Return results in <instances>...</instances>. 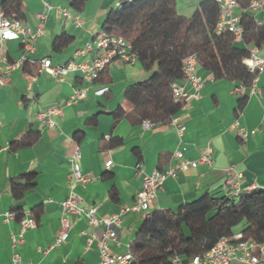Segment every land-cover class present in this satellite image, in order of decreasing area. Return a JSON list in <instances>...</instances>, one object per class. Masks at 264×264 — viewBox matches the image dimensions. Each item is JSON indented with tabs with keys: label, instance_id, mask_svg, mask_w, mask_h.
<instances>
[{
	"label": "crops",
	"instance_id": "obj_1",
	"mask_svg": "<svg viewBox=\"0 0 264 264\" xmlns=\"http://www.w3.org/2000/svg\"><path fill=\"white\" fill-rule=\"evenodd\" d=\"M121 1L87 0L82 10L76 11L68 0H22L21 21L32 28L43 23L44 34L34 41L35 51L29 55L31 61L12 70L10 82L0 88V264H15L14 253L20 255L21 264H98L97 238L102 227L88 225L82 215H72L73 226L65 241L49 247L60 225V203L69 191L71 158L77 148V163L93 179L85 185L75 184L73 190L83 206H95L100 216L118 212L122 205L132 203L141 187L142 175L174 163L171 155L177 148L189 160H198L208 153L211 162H199L167 176L150 203V214L176 209L205 192L235 196L234 188L224 189L223 185L227 178L238 173L240 191L264 188V71L256 74L251 86L243 87L236 81L215 80L210 71L198 66L197 73L203 78L204 86L200 98L186 99L176 114L177 124L185 126L180 136L171 122L143 128L139 123L121 118L114 124L111 110L118 104L125 112L132 108L123 98L126 85L147 76L140 64L110 63L107 66L112 79L110 96L95 94L101 87L91 84L86 98L72 104H65V100L76 85L83 84L79 75L69 73L60 81L39 71L40 58L48 57L53 63L71 60L76 49L100 32L109 8ZM201 1L176 0V11L189 17ZM44 2L66 8L70 17L52 8L41 22L35 14L44 10ZM241 12L240 8L235 9L236 14ZM251 12L258 23L264 24V11ZM76 18L80 25L75 24ZM62 32L73 39L61 50H54L53 41ZM236 41L241 45L240 39ZM252 47L264 56V41ZM4 51L8 61H13L21 54L22 45L17 40H9ZM241 96H246V101L236 111ZM56 104L63 106L62 115L55 118L56 127L47 128L36 113ZM94 116L96 121L88 122ZM235 121L247 131L244 138L237 136ZM28 131L39 133L36 141L11 149L10 145ZM78 131L82 133L79 140L74 137ZM108 160L111 163L106 167ZM33 172L36 176L33 185L20 198H15L12 183L24 184L22 176ZM111 190L116 191V199L111 197ZM35 206H40V211L33 227L21 231L16 217L2 220L4 211L17 207L22 208L23 217L33 218L31 209ZM146 217V212L124 215L117 228V241L110 244L111 251H126ZM90 235L93 238L87 245L86 237ZM12 236L20 241L13 245Z\"/></svg>",
	"mask_w": 264,
	"mask_h": 264
},
{
	"label": "trees",
	"instance_id": "obj_2",
	"mask_svg": "<svg viewBox=\"0 0 264 264\" xmlns=\"http://www.w3.org/2000/svg\"><path fill=\"white\" fill-rule=\"evenodd\" d=\"M71 8L81 11L87 0H68ZM251 0H237L241 9L239 23L243 32L237 39L228 31L216 32L218 5L214 0H203L189 16L176 11V0H122L109 8L99 33L125 37L133 44L141 66L147 76L126 85L123 98L132 108L125 112L118 104L110 114L114 124L121 118L141 124L144 120L168 123L184 105L175 100L171 85L181 80L182 59L195 54L198 66L212 73L215 80H231L240 86H251L255 74L249 71L243 59L249 55L251 45L264 41V24L258 23L248 9ZM6 15L23 17L22 0H0ZM73 37L62 32L53 41L54 50H61ZM112 79L107 66L92 84L107 87L102 93L110 96ZM246 96L238 98L236 111L245 104ZM96 121V116L88 122ZM38 132L28 131L10 145L11 149L34 143ZM81 132L74 137L79 140ZM111 146V141L108 143ZM35 173L22 176L24 184L12 183V193L20 198L25 189L33 185ZM111 197L117 193L111 190ZM15 217L23 218V210L14 208ZM40 206L31 209L36 222ZM252 237L264 243V188L241 190L237 195H217L205 192L195 200L180 204L176 209L155 211L146 217L129 244L135 264H172L174 255L183 261L209 250L220 238Z\"/></svg>",
	"mask_w": 264,
	"mask_h": 264
},
{
	"label": "built area",
	"instance_id": "obj_3",
	"mask_svg": "<svg viewBox=\"0 0 264 264\" xmlns=\"http://www.w3.org/2000/svg\"><path fill=\"white\" fill-rule=\"evenodd\" d=\"M218 5V20L216 32L228 31L234 38L240 39L242 36V26L239 23L240 14L235 13L238 8L237 0H214ZM56 8L57 12L68 18L70 14L66 8L53 6L49 2H44V10L37 12L35 16L44 22L48 12ZM250 11H264V0H251L248 6ZM75 24L81 22L75 19ZM44 34V24H38L34 28L25 24L21 19L6 15L0 4V88H4L10 82V72L25 62L31 61L29 55L35 51L34 41ZM9 40H17L22 45L21 54L13 61H8L4 51V45ZM117 61L125 65L133 66L140 64L138 55L133 50V44L123 36L115 34H95L93 40L86 42L83 47L74 51L71 60L65 63H53L48 57L38 60L39 71L45 72L49 76L63 81L69 73L79 75L82 85H76L72 93L65 100V104H72L80 99L86 98L88 86L92 84L97 74L110 63ZM181 80L171 85V94L175 100H186L188 98H200V92L204 86L203 78L197 73L198 62L195 54H190L182 59ZM244 64L250 72L257 74L264 71V56L258 55L255 47L249 49V55L243 59ZM141 65V64H140ZM107 87L95 90V94L102 95ZM252 92L254 89L252 88ZM63 106L60 104L51 105L38 110L37 119L47 128L57 126L56 117L62 115ZM178 118L173 116L169 122L176 125V132L180 136L185 130L184 124H177ZM158 123L144 120L141 122L143 128H151ZM234 130L240 138H244L247 131L238 121L233 124ZM252 133L254 132L251 131ZM79 148L71 158V180L69 181V191L61 201L60 225L56 235L49 247L59 246L64 241L68 231L73 226L71 216H84L88 225L92 227H102V233L97 238V250L99 254L98 264H135L134 258L127 249L123 252H112L110 244L117 241V228L121 225L123 216L131 212H146L147 216L150 203L156 198L157 192L167 176H174L176 170H185L194 167L199 162L210 163L208 153L202 155L198 160H189L183 150L177 148L173 151L171 159L174 163L169 164L164 169L154 168L149 173H144L141 178V187L136 193L134 201L130 204L122 205L120 211L107 216H100L96 213L95 206L85 207L82 205L79 196L74 192L75 184L85 185L93 179L91 174L82 172L77 158ZM111 160L105 162L108 167ZM238 173L230 176L224 182L223 188H234L235 195L240 191ZM249 188L251 186H248ZM15 217V212L6 210L2 213V220L8 221ZM21 231L25 228L33 227L35 221L31 217H23L20 220ZM85 234V232H81ZM20 235V234H19ZM92 235L86 237L87 245L90 244ZM13 245L20 240L12 236ZM129 248V246H128ZM13 262L21 264V257L18 253L13 254ZM172 264H264V243L257 242L252 237L241 238L240 234L233 237L220 238L209 250L190 260L183 261L180 256L174 255L171 258Z\"/></svg>",
	"mask_w": 264,
	"mask_h": 264
}]
</instances>
